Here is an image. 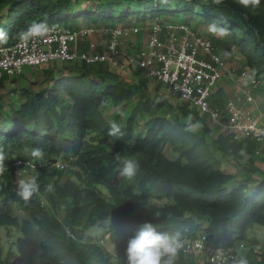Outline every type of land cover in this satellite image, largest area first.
Instances as JSON below:
<instances>
[{
	"label": "trees",
	"instance_id": "obj_1",
	"mask_svg": "<svg viewBox=\"0 0 264 264\" xmlns=\"http://www.w3.org/2000/svg\"><path fill=\"white\" fill-rule=\"evenodd\" d=\"M197 15L204 24L227 27V37H209L235 46L247 68L264 81V0L249 7L239 0H0V28L8 33L0 45L15 42L33 22L121 25L134 31L139 23L180 16L189 24ZM97 48L106 50L105 44ZM64 64L59 70L45 67L40 83L31 80L14 88V102L2 100L7 78H0V148L6 156L0 175V242L3 226H17L27 242L38 246L41 264H127L122 251L145 222L179 238L205 232L229 246L259 244L250 236L254 225H264L257 142L223 127L214 134L178 95L176 103L151 96L147 73L134 83L105 63ZM227 100L211 97L222 112ZM130 101L134 106L127 116L121 110L114 114L118 121L123 118V135L109 136L111 121L101 104ZM187 117L201 127L188 130ZM34 147L43 149V159L31 157ZM21 157L38 166L39 191L27 203L16 194L21 178L12 177L13 162ZM62 159L68 167L55 166ZM128 159L138 165L131 180L120 174ZM16 209L27 216L21 218ZM93 227L109 235L117 254L105 249L104 237L94 236ZM243 257L248 264H264V248L252 247ZM0 264H19L18 254L9 248L3 255L0 249ZM176 264L210 263L179 251Z\"/></svg>",
	"mask_w": 264,
	"mask_h": 264
},
{
	"label": "built area",
	"instance_id": "obj_2",
	"mask_svg": "<svg viewBox=\"0 0 264 264\" xmlns=\"http://www.w3.org/2000/svg\"><path fill=\"white\" fill-rule=\"evenodd\" d=\"M50 31L42 38L21 40L0 45V78L21 76L26 67L39 66L51 62L87 64L106 63L119 56L134 68H142L153 79L167 85L181 100L187 101L192 107L207 114L213 122L224 129L235 132L243 138L257 142V156L264 154V124L249 108L228 99L222 110L212 104L211 97L227 68L224 57L227 48L220 50L218 45L185 22H155L150 35L138 50L137 54L125 53L121 46L123 40L132 35L127 26L102 28L107 34L106 50L99 51L98 43L91 39L96 27L82 25L48 24ZM85 41L84 46L80 42ZM240 76L256 86L260 78L249 69H242ZM225 114V120L222 116ZM58 168L68 166V160H58ZM15 172L22 173L27 169L38 171L34 160L21 157L13 162ZM183 244L180 252L193 259L203 258L210 264H228L238 262L252 247L245 241L229 246L215 242L207 233L202 232L194 237L179 238ZM121 260L125 256L120 257Z\"/></svg>",
	"mask_w": 264,
	"mask_h": 264
},
{
	"label": "rangeland",
	"instance_id": "obj_3",
	"mask_svg": "<svg viewBox=\"0 0 264 264\" xmlns=\"http://www.w3.org/2000/svg\"><path fill=\"white\" fill-rule=\"evenodd\" d=\"M86 1H91V0H82V2ZM199 15H197V18H194L191 20L189 23L190 26H192L195 30L198 32H202L204 30L202 25H205L203 22H201ZM173 21L177 22H184L183 17H174L172 18ZM162 21V22H161ZM153 21L152 23H139L138 25L135 26L134 31H132V35H130L128 38H125L123 40V44L121 46V49L128 54H137L138 50L143 46L145 41L147 40L148 36L150 35L151 28L155 22L159 23H164L165 21ZM207 27V26H206ZM205 27V28H206ZM102 28H105L104 26L97 27L94 33L92 34V38L94 41H96L100 47H103L104 44L106 43L107 40V34L103 31ZM203 34L207 35L206 33L203 32ZM83 44L85 45L86 42L82 41L80 45ZM227 47V53L231 57L228 59L227 63V68L228 69H234L235 72L232 74L236 75L237 77L239 76L240 71L243 69L245 66V60L241 57L238 56L237 54L234 53V49H232L228 45H224ZM221 47V46H220ZM238 59V60H237ZM241 62V63H240ZM106 68H109L113 72H116L120 74L121 76L124 77V79L128 82H138V80L144 78L146 75V72L144 70L134 68L132 65H129L127 62H125L124 56H119L111 61H108L105 63ZM241 64V66H240ZM65 64L62 62H52L48 64H43L37 67H26L24 74L21 76H18L17 78H8L6 83H5V88L4 91L2 92V100L4 102H14V100L17 99L18 94L14 90V88H20L21 86H24L27 84V82L33 80L36 82H41L43 79V69L45 67L50 68L52 70H59L63 68ZM228 74V72H226ZM149 77V76H148ZM240 84V83H239ZM261 84H264V82L261 81ZM238 87V86H237ZM149 89L151 96L158 98V99H166L170 101L171 103H176V102H181L177 95L171 91V89L167 85H163L159 83V81L155 79H151L149 82ZM264 92V87L257 88L256 93L262 95ZM133 101L131 102H126L122 105H119L115 107L111 102L108 103H102L101 104V109L103 110L104 114L106 115L107 119L111 122L115 121L121 126V120H117L114 118V114L121 110L124 114V116H127L133 105ZM196 109V108H195ZM197 110V109H196ZM199 115L201 116L202 120L206 122V124L212 129L213 133H219L221 132V126L217 122H213L211 119L208 118L207 114L200 112L197 110ZM189 117H187L188 119ZM257 165L259 166L260 170L262 173H264V159L263 158H257ZM68 167V166H67ZM74 167V166H72ZM70 166V168H72ZM224 167L227 169H233L232 165H228L225 163ZM38 171L27 169L25 172L22 173H16L14 172L13 174V180H16V178H21L24 179L28 176H32L37 174ZM70 171L67 170V174ZM260 172V175H262ZM63 181V179H62ZM16 213L20 215L21 218L27 216L26 211H21L19 209H16ZM256 228V236L258 240H263L264 239V229L256 224L254 225ZM92 234L97 237H104L103 238V245L105 249L109 250V252H114L117 254V249L114 247V242L113 240L109 237V235H103L102 229H97L95 227L91 228ZM9 248H12L17 254L19 258V264H41L37 260V254L39 251V248L36 244L29 243L24 239L22 231L17 227V226H11V227H5L3 226L1 228V242H0V249L2 254L4 255ZM123 254L127 256V250L122 251ZM125 260V259H124Z\"/></svg>",
	"mask_w": 264,
	"mask_h": 264
},
{
	"label": "clouds",
	"instance_id": "obj_4",
	"mask_svg": "<svg viewBox=\"0 0 264 264\" xmlns=\"http://www.w3.org/2000/svg\"><path fill=\"white\" fill-rule=\"evenodd\" d=\"M244 7L257 6L260 0H239ZM214 3L219 4L221 0H214ZM208 32L217 38L223 39L227 37L229 29L227 27L218 26L216 23L208 25ZM50 31L46 22H33L26 31L18 33L21 40H28L32 38L45 37ZM8 33L0 28V42H6ZM225 57L228 53H224ZM243 79V78H242ZM247 83V79H244ZM192 118H188V130L195 131L201 127L197 123H191ZM108 135L112 137H120L123 135L121 127L115 121L110 123L108 128ZM32 158L40 160L44 157V151L40 147H34L30 151ZM119 158V157H117ZM6 156L3 149L0 148V175L5 171ZM138 165L134 160L128 159L124 161V166L121 171V176L131 180L137 172ZM38 177L35 175L28 176L18 181L17 196L25 203L31 200L33 195L39 191ZM52 185H47V191H52ZM183 247L179 239V235L170 236L166 233L157 231L156 226L151 222H145L134 237L129 239L127 244V264H176V259L180 249ZM237 264H248V260L241 257Z\"/></svg>",
	"mask_w": 264,
	"mask_h": 264
},
{
	"label": "crops",
	"instance_id": "obj_5",
	"mask_svg": "<svg viewBox=\"0 0 264 264\" xmlns=\"http://www.w3.org/2000/svg\"><path fill=\"white\" fill-rule=\"evenodd\" d=\"M163 21L170 22V21H166V20H163ZM202 26H203L204 30L202 32H200V33L203 34V32H204V33L207 34L206 36H211L212 34L209 33L208 30H207L208 29V25L205 24V25H202ZM217 45L220 48V50H223V48H227V47L219 45V44H217ZM230 47L232 49H234V53L235 54H237L238 56H241L236 51L235 46L232 45ZM224 57H225V55H224ZM230 57H231V55L230 56L228 55L227 57H225L226 60H227V63H228V59ZM240 66H241V64H240ZM33 67H36V66H33ZM245 68L248 69L246 65L243 67V69H245ZM252 73H254V72H252ZM244 79H246V78L242 79V77L240 76V73H239L238 77L236 75H234V74H231V73L225 74L224 77L217 84L216 88L214 89L213 97L214 98L222 97V98H228V99L234 100L237 104L251 109L256 114V116L259 119V121L264 124V92H263L262 95L256 93V89L259 88V87L263 88L264 84L260 83V84H258L256 86H253V85H251L249 83L248 80H247V83H244ZM262 82H264V81H262ZM256 158H263L264 159V154H262L261 156H258ZM260 226L264 229V225H260ZM255 228L256 227L254 226L250 230V236L257 237ZM259 244H261V246L264 248V239L262 241L259 240ZM228 264H237V262H230Z\"/></svg>",
	"mask_w": 264,
	"mask_h": 264
}]
</instances>
